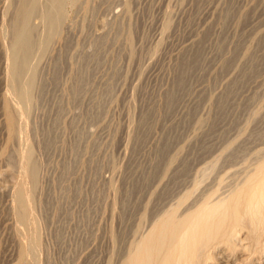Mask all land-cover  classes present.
Masks as SVG:
<instances>
[{"label":"rangeland","instance_id":"obj_1","mask_svg":"<svg viewBox=\"0 0 264 264\" xmlns=\"http://www.w3.org/2000/svg\"><path fill=\"white\" fill-rule=\"evenodd\" d=\"M262 149L264 0H0V264H122L152 219L193 201L202 158L214 178Z\"/></svg>","mask_w":264,"mask_h":264},{"label":"bare ground","instance_id":"obj_2","mask_svg":"<svg viewBox=\"0 0 264 264\" xmlns=\"http://www.w3.org/2000/svg\"><path fill=\"white\" fill-rule=\"evenodd\" d=\"M31 13L32 9L27 5H23L18 13V26L13 45L12 70L15 76L22 72L27 64V53L30 50L28 25ZM49 20L53 24L56 22L53 15ZM53 24L50 25L54 26ZM23 92L19 93L23 95ZM8 106L7 122L12 134L15 129V116ZM262 150L257 158L255 157L254 163L251 162L254 159L248 162L253 164L244 172L239 174L238 168L236 171L228 164L229 166L216 169L214 178L210 177L216 167L215 160L211 158L212 160L207 161L206 158H202L198 163L197 178L193 185L194 191L196 190L194 199H191L193 201H190L189 205L187 203L180 212L177 208L165 210L159 218L152 219L146 230H142L136 238L131 239L122 264H219L225 261L223 258L228 257L230 252L234 257L239 252L245 253V259L250 261L257 256L261 259L264 255V149ZM186 196L182 199L190 197ZM17 197L19 201L23 199L20 190ZM181 203L183 205L182 201ZM23 208L24 205L19 208L18 216L21 220H26Z\"/></svg>","mask_w":264,"mask_h":264}]
</instances>
